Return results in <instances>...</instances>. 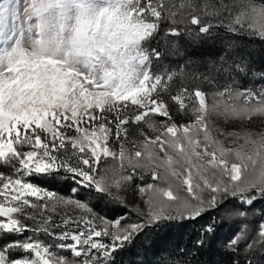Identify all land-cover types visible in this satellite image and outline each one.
<instances>
[{
  "label": "snow or ice",
  "instance_id": "1",
  "mask_svg": "<svg viewBox=\"0 0 264 264\" xmlns=\"http://www.w3.org/2000/svg\"><path fill=\"white\" fill-rule=\"evenodd\" d=\"M26 12L11 28L0 18V264H147L134 257L153 250L200 264L213 249L255 264L264 67L235 49L264 50V0H29ZM162 25L166 44L223 33L224 53L161 67L159 42L147 45ZM213 213L226 237L210 215L190 246H163Z\"/></svg>",
  "mask_w": 264,
  "mask_h": 264
},
{
  "label": "trees",
  "instance_id": "2",
  "mask_svg": "<svg viewBox=\"0 0 264 264\" xmlns=\"http://www.w3.org/2000/svg\"><path fill=\"white\" fill-rule=\"evenodd\" d=\"M163 28L164 25H162L161 32L158 33V35L149 42L147 46L149 47H156L157 42H159V47L162 50L163 44L165 41L161 39L163 37ZM184 36H181L180 38H176L177 40L182 39ZM206 41H205V40ZM203 40H199L200 42H196L195 50L200 49L203 50V53L201 56H195L191 53L189 54V50L193 48L191 42L186 41L179 50L180 52H183L186 56L185 59L188 57H195L200 59H207L210 57H216L217 55H220V52H222L223 44L219 39L212 38H204ZM212 42L213 45L206 47V43ZM240 47L243 48L240 52H246V49H251L252 47H260L259 44H249L246 42H241ZM238 47V48H240ZM189 49V50H188ZM256 50L262 52L263 50L261 48H256ZM253 52H251V55ZM178 54V53H177ZM175 54V55H177ZM203 70V69H201ZM39 180L36 182L38 183ZM40 184L51 188L58 192H63L64 190H67L69 188V184L65 186V188H58L56 185V182H51L47 180V182L39 181ZM63 189V190H62ZM217 222L219 223V231L217 235L221 238L226 237L230 233L229 224L227 221L223 219V217L216 213ZM210 216H204L200 220L196 222H186L182 227H176L173 226L170 230L167 231V235L164 240L163 246L168 248L169 251H172L175 249L176 246H179L180 248H186L190 246L192 239L195 237V234L199 230L200 226L209 222ZM173 232H177L173 233ZM137 244H139V241H137ZM166 253L160 252L158 250L150 251L146 256L141 255L139 257H134L135 259H145L147 261V264H161V262L164 260ZM118 259H122L123 264H128L129 259H133V257L129 255H125L122 258L118 257ZM196 259L200 262V264H228V259L226 256H224L222 249L217 250L213 249L211 251L205 252L203 255H198ZM255 261V264H264V255L257 253V255L253 258Z\"/></svg>",
  "mask_w": 264,
  "mask_h": 264
},
{
  "label": "rangeland",
  "instance_id": "3",
  "mask_svg": "<svg viewBox=\"0 0 264 264\" xmlns=\"http://www.w3.org/2000/svg\"><path fill=\"white\" fill-rule=\"evenodd\" d=\"M29 7V0H0V18H3L4 16L7 17V23L9 25V27L11 28L13 26V24L15 25H22L23 22L26 19L27 16V12L26 9ZM27 34L25 33V36ZM215 39H219L222 44H223V48H222V52H220V54L224 53V41L226 39H228V37H226L223 33H221V35L215 36ZM204 37H201L199 40H203ZM233 40H239L240 38L238 37H232ZM167 40L169 41L168 44L164 43L162 50H163V58L162 61L160 62H156L159 63L160 66L162 67L163 64H168L170 66H174V65H178L183 63L186 59H185V54L183 56L179 55V50L180 47L186 42L189 41L191 42L193 48H191L188 52L189 54L191 53L192 55L194 54L195 56H201V54L203 53V50H201V48L196 49L195 50V46H196V42H200L199 40H195V39H189L187 37H183L180 40H177L175 37H168ZM205 40V39H204ZM177 42L178 43V54L177 55H173L172 54V49H171V42ZM206 41V40H205ZM243 42L249 43V44H258V43H250L247 40H243ZM206 47H209L211 45H213L212 42H208L206 43ZM3 45H0V47H2ZM256 48H260V47H252L251 49H246V52H253V56L252 59L255 63L256 68H261L264 67V50L262 52L256 50ZM241 50H243L242 47L235 49L236 52H240ZM255 50V51H253ZM243 52V51H242ZM181 53V52H180ZM183 53V52H182ZM155 67V64H154ZM243 83L247 84V81H242ZM259 81H257L258 83ZM177 119H179V117H177ZM220 126L222 128H224L226 131H230L233 130L231 126L224 124V122H220ZM251 126L254 129H261L264 128V122L260 121V120H255L253 122H251ZM36 181H42V182H47V180H42V179H37L34 178ZM38 181V183L40 184V182ZM51 182H56V185L58 186V188H65V186L67 185V183L63 182L62 180L60 181H50ZM70 187V185H69ZM62 189V190H63ZM69 192V188L67 190H64L63 192H60L61 194H68ZM130 200H133L134 197L130 194L128 197ZM210 215H215L216 213L213 214H208L205 215L210 216ZM178 234L177 232H173Z\"/></svg>",
  "mask_w": 264,
  "mask_h": 264
}]
</instances>
